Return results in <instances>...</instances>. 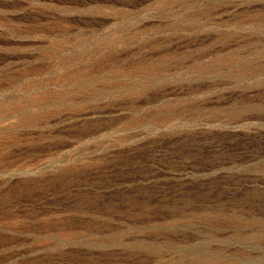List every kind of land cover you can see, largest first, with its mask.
Returning a JSON list of instances; mask_svg holds the SVG:
<instances>
[{
	"label": "rangeland",
	"instance_id": "1",
	"mask_svg": "<svg viewBox=\"0 0 264 264\" xmlns=\"http://www.w3.org/2000/svg\"><path fill=\"white\" fill-rule=\"evenodd\" d=\"M0 264H264V0H0Z\"/></svg>",
	"mask_w": 264,
	"mask_h": 264
}]
</instances>
